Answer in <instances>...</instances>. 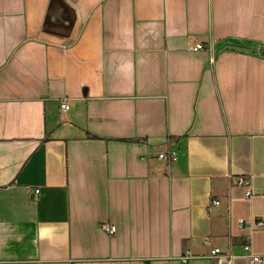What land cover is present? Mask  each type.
Masks as SVG:
<instances>
[{
    "label": "crops",
    "instance_id": "0c3cea01",
    "mask_svg": "<svg viewBox=\"0 0 264 264\" xmlns=\"http://www.w3.org/2000/svg\"><path fill=\"white\" fill-rule=\"evenodd\" d=\"M257 220L264 0H0V264H215Z\"/></svg>",
    "mask_w": 264,
    "mask_h": 264
},
{
    "label": "built area",
    "instance_id": "2783aa9c",
    "mask_svg": "<svg viewBox=\"0 0 264 264\" xmlns=\"http://www.w3.org/2000/svg\"><path fill=\"white\" fill-rule=\"evenodd\" d=\"M202 49H204V47L201 43H197L193 47V50L195 51ZM213 60H214V56L211 53L209 56L208 63L212 64ZM59 107L62 112L68 110L69 106L65 98L60 100ZM158 158L161 160H165L169 165L170 163L176 161L177 152L173 149H170L168 151L159 153ZM240 183L246 187L244 194L245 199L247 200L251 199L253 196V191L251 188V178L240 179ZM37 193H38V189H35L34 195H37ZM218 204H219L218 200L216 199L211 200L209 203V208ZM238 224L241 227L244 224V221L240 219L238 221ZM246 224L249 226L251 231L259 228H264V220L250 221ZM100 228L102 229L103 232H105L108 235H113L116 230L115 226L109 223H102ZM205 242L209 245L211 244L210 239H206ZM191 258H194V256L189 252L179 257L181 261H187ZM208 258L213 260L215 264H233L235 258L243 259L245 264H264V253H258L253 250L251 234L247 236L245 242L240 246V251L238 253L233 252L230 245L225 250H222L221 248L216 246H211L210 251L208 253Z\"/></svg>",
    "mask_w": 264,
    "mask_h": 264
}]
</instances>
